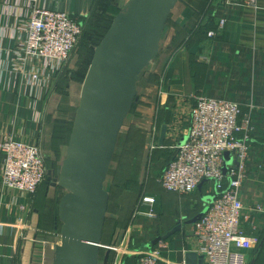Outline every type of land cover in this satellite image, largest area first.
<instances>
[{"label":"crops","instance_id":"0c3cea01","mask_svg":"<svg viewBox=\"0 0 264 264\" xmlns=\"http://www.w3.org/2000/svg\"><path fill=\"white\" fill-rule=\"evenodd\" d=\"M127 1L0 0V143L8 136L38 144L49 167L57 171L67 145L61 142L64 128L55 131L58 142L51 151L44 140L43 121L57 96L55 87L40 101L18 93L11 60L19 19H26L33 7L89 19L100 7L119 12ZM209 32L215 36L208 37ZM136 90L105 182L106 225H111L103 233L98 264H113L110 246L120 240L130 250L124 264H136L134 251L151 249L158 240L166 245L159 264H186L187 254L195 256L191 264H198L203 257L197 252L194 224L213 200V182L202 183L189 195L165 191L159 183L175 146L185 139L198 97L234 102L241 117L249 118L253 153L238 193L246 212L260 208L244 224L246 234L259 239L246 253L247 264H264V0H255L254 7L242 0H179L166 21L158 56L139 76ZM3 158L0 152V165ZM63 193L45 185L33 197L11 193L0 180V264H52ZM147 198L153 202L146 203ZM175 228L178 231L165 238ZM127 230L129 237L123 239Z\"/></svg>","mask_w":264,"mask_h":264},{"label":"built area","instance_id":"2783aa9c","mask_svg":"<svg viewBox=\"0 0 264 264\" xmlns=\"http://www.w3.org/2000/svg\"><path fill=\"white\" fill-rule=\"evenodd\" d=\"M242 2L255 6V0ZM17 31L11 73L18 81L19 95L40 101L53 91L83 28L64 12L33 7L26 19H19ZM214 36V32L208 33V37ZM250 131L249 118L241 117L238 104L198 97L185 139L175 146V155L160 176L159 183L165 191L180 195L193 193L206 181L213 182V200L194 224L197 252L204 258L202 264H247L246 253L258 245L259 239L247 235L244 224L260 208L246 212L238 193L253 153ZM0 152L4 154L0 169L2 188L33 197L47 180L42 153L34 145L8 136L0 143ZM224 153L236 163L226 174L222 172ZM144 201L153 202L150 198ZM128 237L127 230L123 239ZM165 247V242L158 240L151 249L134 251L136 264H159L160 250ZM110 251L113 264H124L125 256L130 254L123 240L110 246Z\"/></svg>","mask_w":264,"mask_h":264},{"label":"water","instance_id":"95a60500","mask_svg":"<svg viewBox=\"0 0 264 264\" xmlns=\"http://www.w3.org/2000/svg\"><path fill=\"white\" fill-rule=\"evenodd\" d=\"M178 1L128 0L93 49L65 157L56 175L51 178L48 171L47 183L64 192L57 207L59 243L52 264L99 262L109 203L105 182L118 136L137 100L139 76L157 58L166 21ZM164 132L165 128L161 142ZM223 162V174L227 166L236 165L228 153H224ZM177 231L173 229L165 238ZM194 257L187 254L186 264ZM203 259L200 257L198 264Z\"/></svg>","mask_w":264,"mask_h":264},{"label":"rangeland","instance_id":"374dc122","mask_svg":"<svg viewBox=\"0 0 264 264\" xmlns=\"http://www.w3.org/2000/svg\"><path fill=\"white\" fill-rule=\"evenodd\" d=\"M111 11L112 9H108L106 7H100L91 14V16L89 17L90 24L86 27L85 35L82 37V34H83V31H82V34L80 36V39L81 38L82 39L81 40L79 39L80 42L76 46L75 50L71 54L69 61L67 62V64L65 65V67L60 73L61 75L63 71H65L66 69L72 68L73 66L72 63H74L76 59L75 57L77 56V54L80 55L78 64L73 68V71L71 72V74L70 73L68 74V77L72 78L71 80L69 79L68 83L70 82L74 83L72 86L70 85L67 87L68 93H70V95L67 94L65 97L64 96L62 97L57 94L56 97L54 96L51 99L52 102L49 103L51 104L50 109H49L50 112H49V115L45 117L47 118L46 119L47 123L45 119L43 121L44 130L47 127V134L46 135L44 134L45 135L44 140L45 138H47L48 140V141L45 140V143H47L46 144L47 149H48L47 151H51V149L56 147L57 142H58V139H56L57 138L56 133L59 131V128H64V133L61 137L62 139L61 142L64 143V145H66V143L68 142L67 140L69 138L75 112L79 105V96H80L82 82L84 80L87 69L89 67L90 60L93 54V49L97 46L103 34L107 30L110 24V21L112 20V18L114 17L116 13V12H111ZM76 20L79 23H81L82 28H83V25H85V22L79 19H76ZM32 145H34L35 149L38 150L40 154L43 152L38 144H32ZM42 156H43L42 163L45 168V171H47V177H48V171H51V178H52L53 177L52 175H56L58 171L56 172L54 170V167H49V164H50L49 160L48 159H46L47 161L45 160V156L43 155V153H42ZM112 175H113V171L111 170L108 181H112ZM51 181L52 179L49 182L51 183ZM44 184H46V187L48 188H53L49 185V183H47V180L44 182ZM113 199H114V196H113ZM113 207L114 205L112 204L111 209ZM110 225L111 224H108L106 227V230H105L106 234L109 232Z\"/></svg>","mask_w":264,"mask_h":264},{"label":"trees","instance_id":"16d2710c","mask_svg":"<svg viewBox=\"0 0 264 264\" xmlns=\"http://www.w3.org/2000/svg\"><path fill=\"white\" fill-rule=\"evenodd\" d=\"M114 12H116L115 13V15L118 13L117 11H114ZM114 15V16H115ZM83 20V22H85V25H83V34H82V37L85 35V31H86V27L90 24V18L89 19H82ZM112 20H113V18H112ZM112 20L110 21V24H111V22H112ZM88 22V23H87ZM110 24H109V26H110ZM109 26H108V28H109ZM108 28H107V30H108ZM106 30V31H107ZM106 31H105V33H106ZM105 33L103 34V36L105 35ZM103 36H102V38H103ZM101 38V39H102ZM82 39V38H81ZM80 39V40H81ZM101 39H100V41H101ZM99 41V42H100ZM80 42V41H79ZM99 42H98V44H99ZM97 44V45H98ZM92 56H93V54H92ZM76 59H75V62L74 63H72L73 64V66H72V68H69V69H66L65 71H63V73L61 74V75H59V77H58V79H57V81H56V84H55V93L56 94H58L59 96H66L67 94H68V89H67V87L69 86L68 84V82H69V79L71 80L72 78H70V77H68V74L70 73L71 74V72L73 71V68L78 64V62H79V59H80V55L79 54H77V56L75 57ZM91 59H92V57H91ZM90 62H91V60H90ZM71 131V130H70ZM68 141V140H67ZM56 172H57V169L55 170ZM46 186V184H42L41 186ZM57 188V187H56ZM105 189H106V187H105ZM108 189V188H107ZM57 190H59V191H62L61 189H59V188H57ZM108 206H109V203H108ZM106 220H105V224H104V229H103V233L105 232V230H106V227H107V225H106ZM103 237V236H102Z\"/></svg>","mask_w":264,"mask_h":264}]
</instances>
